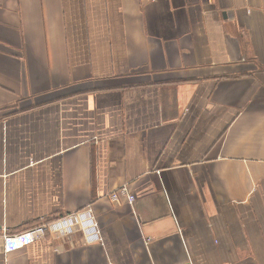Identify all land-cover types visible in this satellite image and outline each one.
<instances>
[{"label":"crops","instance_id":"1","mask_svg":"<svg viewBox=\"0 0 264 264\" xmlns=\"http://www.w3.org/2000/svg\"><path fill=\"white\" fill-rule=\"evenodd\" d=\"M0 264H264V0H0Z\"/></svg>","mask_w":264,"mask_h":264},{"label":"built area","instance_id":"2","mask_svg":"<svg viewBox=\"0 0 264 264\" xmlns=\"http://www.w3.org/2000/svg\"><path fill=\"white\" fill-rule=\"evenodd\" d=\"M108 199L113 203H118L120 197L126 198L127 201L133 202L134 196L129 194L125 187L117 188L107 195ZM86 226V227H85ZM76 228H80L82 231H88L90 237L88 241L94 242L98 235V230L95 226L93 218L88 209L72 212L64 215L52 222L40 223L32 226L19 234L13 236H7L6 248L12 250L22 246L25 243L43 238L46 232L56 231L62 236H68L72 234Z\"/></svg>","mask_w":264,"mask_h":264},{"label":"rangeland","instance_id":"3","mask_svg":"<svg viewBox=\"0 0 264 264\" xmlns=\"http://www.w3.org/2000/svg\"><path fill=\"white\" fill-rule=\"evenodd\" d=\"M26 230V229H25ZM21 231H18V232H8L6 233L3 237H7V236H13V235H16V234H19Z\"/></svg>","mask_w":264,"mask_h":264},{"label":"trees","instance_id":"4","mask_svg":"<svg viewBox=\"0 0 264 264\" xmlns=\"http://www.w3.org/2000/svg\"><path fill=\"white\" fill-rule=\"evenodd\" d=\"M52 221H54V220H48V221H46V222H52ZM46 222H43V223H46ZM35 225H38V224H35ZM32 227V226H31Z\"/></svg>","mask_w":264,"mask_h":264}]
</instances>
